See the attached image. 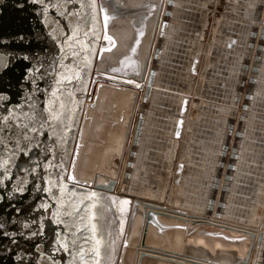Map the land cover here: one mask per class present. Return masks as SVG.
I'll use <instances>...</instances> for the list:
<instances>
[{"label":"water","instance_id":"1","mask_svg":"<svg viewBox=\"0 0 264 264\" xmlns=\"http://www.w3.org/2000/svg\"><path fill=\"white\" fill-rule=\"evenodd\" d=\"M175 3L73 0L69 7L78 15L71 20L41 15L32 0H0V55L8 65L0 67V114L30 103L37 119L49 116L50 107L57 116L40 129L32 163L18 157L12 179L5 174L0 185V233L8 234L0 235V264H248L252 252L253 264H260L259 224L217 209L166 208L127 194L117 181L138 96L152 77L154 43ZM54 18L59 23L46 27ZM107 123L108 141L101 134ZM33 164L31 173L22 170ZM172 231L184 237L179 249L156 238ZM217 242L231 246L233 255L222 257Z\"/></svg>","mask_w":264,"mask_h":264},{"label":"crops","instance_id":"2","mask_svg":"<svg viewBox=\"0 0 264 264\" xmlns=\"http://www.w3.org/2000/svg\"><path fill=\"white\" fill-rule=\"evenodd\" d=\"M175 2L140 91L124 192L264 230V0Z\"/></svg>","mask_w":264,"mask_h":264},{"label":"snow or ice","instance_id":"3","mask_svg":"<svg viewBox=\"0 0 264 264\" xmlns=\"http://www.w3.org/2000/svg\"><path fill=\"white\" fill-rule=\"evenodd\" d=\"M32 3H38L42 6L41 15L51 11L54 17H68L71 20H75L78 15V13L73 12L69 7L73 3V0H32ZM58 23L59 20L54 18L51 23L46 24V27L52 28L54 24ZM23 39L24 38L21 37V40ZM23 59L27 60L29 57L24 56ZM7 66L5 58L0 55V67L6 70ZM73 78L76 77H65V80L67 83H71ZM52 97H56L55 92L52 93ZM18 107L21 106L18 105ZM32 107L30 103H26L20 112H17L16 108H12L7 110L5 114H0V155L7 154V157L3 161H0V165H2V167H0V185L4 183L5 174H7L9 180L12 179L10 170L13 161L18 157H29L26 163H32L30 154L41 146L40 142L37 141V136L40 135V129L43 128L44 123H48L49 127H51V121L57 120V116L54 114L56 111L54 107L49 108L51 120L49 116H43L37 119L36 114L32 111ZM36 166L37 165L33 164L31 168L22 170L31 173ZM17 190L22 193L24 188L18 186ZM76 211L78 213L80 209H76ZM2 227L3 225L0 224V228ZM35 234L38 233H34V235ZM0 235L7 236L8 234L0 233ZM96 243L97 248L95 249V253L99 256L100 242L97 241ZM61 247L67 249V245H61ZM96 264H100L99 260L96 261Z\"/></svg>","mask_w":264,"mask_h":264},{"label":"rangeland","instance_id":"4","mask_svg":"<svg viewBox=\"0 0 264 264\" xmlns=\"http://www.w3.org/2000/svg\"><path fill=\"white\" fill-rule=\"evenodd\" d=\"M143 96V95H142ZM141 96V97H142ZM139 97H140V94H139V96H138V100H137V103L139 102V103H141V101H140V99H139ZM138 103V104H139ZM137 107H136V109H135V115H136V113H137ZM101 134H103L104 136H105V140L106 141H108V123H107V125H105V128H104V130L101 132ZM119 138V136H117L116 138H112V142L113 141H116L117 139ZM130 140H131V131H130V133H129V136H128V144H127V149H129L130 148V146H131V142H130ZM107 144H108V142H107ZM104 145H106V144H104ZM109 145H111V144H109ZM109 146L107 145V147L105 148V146L103 147L102 146V154H101V160H103V163L105 164L104 166H106L107 167V165H108V163H109V161L111 160V159H108V158H111L112 156H111V154H108L107 152H106V149L107 150H109ZM127 149H126V151H127ZM108 154V155H107ZM122 162H123V160H122ZM125 163V162H124ZM109 166V165H108ZM122 172H121V169H120V171H119V176H118V184L121 182V180H122ZM117 188H118V186H117ZM134 195H139V196H141L142 194H138V193H133ZM165 206V205H164ZM166 208H169V207H167L166 206ZM242 214V213H241ZM240 214V215H241ZM239 214H238V217L240 216ZM240 217H242V215L240 216ZM182 237H183V235H182V232H175V231H172V232H166V239L165 238H162V237H160V235H158V236H156V238H157V240L159 241V242H164V243H167L168 245H166V246H168V247H172L173 249L174 248H177V249H179L181 246H183L184 244L182 243V244H180V242H181V240H182ZM184 238V237H183ZM261 256V255H260ZM263 259H264V255H263V257L261 258V261L259 262L260 264H264V262H263ZM253 260V259H252ZM251 260V263L250 264H253V261Z\"/></svg>","mask_w":264,"mask_h":264},{"label":"bare ground","instance_id":"5","mask_svg":"<svg viewBox=\"0 0 264 264\" xmlns=\"http://www.w3.org/2000/svg\"><path fill=\"white\" fill-rule=\"evenodd\" d=\"M138 104V103H137ZM136 107H137V105H136ZM136 109V108H135ZM135 112L136 111H134V116H135ZM128 136H129V134H128ZM126 144V146H125V148L127 149V144H128V137L126 138V142H125ZM125 154V153H124ZM118 176H119V172H118ZM118 176H117V181H118ZM106 179V178H105ZM100 180H101V178H100ZM125 191V190H124Z\"/></svg>","mask_w":264,"mask_h":264}]
</instances>
